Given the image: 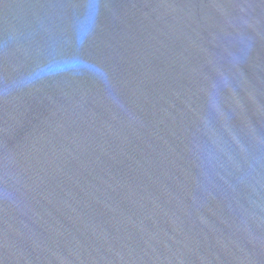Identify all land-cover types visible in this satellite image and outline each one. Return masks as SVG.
Here are the masks:
<instances>
[{
	"label": "water",
	"instance_id": "1",
	"mask_svg": "<svg viewBox=\"0 0 264 264\" xmlns=\"http://www.w3.org/2000/svg\"><path fill=\"white\" fill-rule=\"evenodd\" d=\"M0 264H264V0H0Z\"/></svg>",
	"mask_w": 264,
	"mask_h": 264
}]
</instances>
